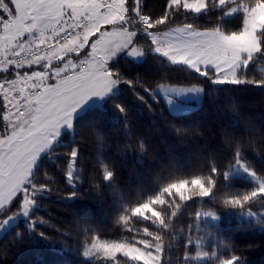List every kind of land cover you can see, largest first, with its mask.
I'll use <instances>...</instances> for the list:
<instances>
[{"label":"snow or ice","instance_id":"6c2138e0","mask_svg":"<svg viewBox=\"0 0 264 264\" xmlns=\"http://www.w3.org/2000/svg\"><path fill=\"white\" fill-rule=\"evenodd\" d=\"M0 264H264V0H0Z\"/></svg>","mask_w":264,"mask_h":264},{"label":"trees","instance_id":"16d2710c","mask_svg":"<svg viewBox=\"0 0 264 264\" xmlns=\"http://www.w3.org/2000/svg\"><path fill=\"white\" fill-rule=\"evenodd\" d=\"M245 103L249 106H251L254 110L256 111H259L260 107H261V100L258 96H251V95H248L246 96V99H245ZM257 260L258 261H261V257L259 256V254L257 255ZM19 259L21 261H26V260H29L31 259V257L27 254H24V255H21L19 257Z\"/></svg>","mask_w":264,"mask_h":264}]
</instances>
